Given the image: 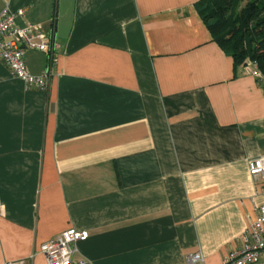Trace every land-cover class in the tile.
Listing matches in <instances>:
<instances>
[{"label":"crops","instance_id":"0c3cea01","mask_svg":"<svg viewBox=\"0 0 264 264\" xmlns=\"http://www.w3.org/2000/svg\"><path fill=\"white\" fill-rule=\"evenodd\" d=\"M197 1L0 0L56 44L24 53L45 89L0 60V264H44L70 227L82 264H222L243 245L264 91Z\"/></svg>","mask_w":264,"mask_h":264},{"label":"built area","instance_id":"2783aa9c","mask_svg":"<svg viewBox=\"0 0 264 264\" xmlns=\"http://www.w3.org/2000/svg\"><path fill=\"white\" fill-rule=\"evenodd\" d=\"M22 16V10L0 12V60L26 86L45 89L49 70L40 75L29 73L25 67L24 53L27 49H35L50 55L56 44L43 35L37 25H18L16 18ZM246 66H252L254 76L257 75L253 63L249 62ZM246 166L252 180L264 184V153L247 159ZM87 237L86 230L70 227L49 238L40 245V252L45 256L44 264H82L83 261H74L72 255L75 244L86 240ZM241 239L243 245L231 251L222 264H264V192L257 213L241 235ZM200 258V254L196 253L188 256L187 260L193 262ZM16 264H23V261H17Z\"/></svg>","mask_w":264,"mask_h":264},{"label":"trees","instance_id":"16d2710c","mask_svg":"<svg viewBox=\"0 0 264 264\" xmlns=\"http://www.w3.org/2000/svg\"><path fill=\"white\" fill-rule=\"evenodd\" d=\"M197 14L234 69L255 65L264 91V0H198Z\"/></svg>","mask_w":264,"mask_h":264}]
</instances>
